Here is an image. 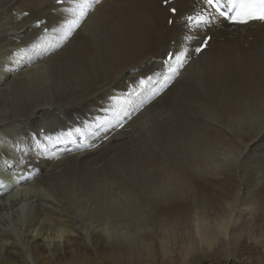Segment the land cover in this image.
<instances>
[{
    "label": "bare ground",
    "instance_id": "bare-ground-1",
    "mask_svg": "<svg viewBox=\"0 0 264 264\" xmlns=\"http://www.w3.org/2000/svg\"><path fill=\"white\" fill-rule=\"evenodd\" d=\"M162 2L100 0L65 40L74 0H0V264H205L208 252L228 264L235 253L238 205L264 181V23L198 29L211 40L194 58L179 20L200 0ZM183 47L191 61L165 86L167 53ZM227 169L239 172L234 196L212 219L195 201L192 243L175 253L158 205Z\"/></svg>",
    "mask_w": 264,
    "mask_h": 264
},
{
    "label": "rangeland",
    "instance_id": "rangeland-1",
    "mask_svg": "<svg viewBox=\"0 0 264 264\" xmlns=\"http://www.w3.org/2000/svg\"><path fill=\"white\" fill-rule=\"evenodd\" d=\"M70 121H71L70 119L60 121L61 123L59 126L64 127ZM2 127L8 128L7 125L2 126ZM68 127H67V129H68ZM74 127H75V125L72 128H70V130L68 129L67 131H64V135H63L62 139L67 140L66 137L69 138L75 132ZM7 128H5V129H7ZM77 129H78L79 133L81 135H83V132L87 128L81 127V128H77ZM17 133L18 132L10 133V135L12 136V138H14V140H21V138L19 137L20 134H17ZM69 133H71V135H68ZM29 137L31 138V142H32L35 136L30 135ZM28 147H29V143H28ZM41 163H47V161H45V159H44V160H42ZM234 176L237 178L235 179ZM199 178H200V180H199ZM199 178L196 179L197 180L196 181L197 182V188H198V189H196V192L193 191V193H191L190 195L185 194L186 196L185 195L172 196L169 199H166L165 201H163L162 202L163 205H162V203L159 204L157 209H156L157 214L159 216V219L162 220V218L165 217L166 219L164 218L163 222L168 223V225H170V227L176 232L175 234L177 235V239L175 240L174 244L170 248L173 251H175V253H178V254L181 253V251L184 249V247L187 244L192 243L191 238L189 237L190 239H187L186 235L188 234V231H189V227L187 226V223L189 221L190 213L193 211V208L195 207L194 206L195 201H196L197 205L200 204L201 202H204V201L208 202V204H207V202L206 203L204 202L205 207H206L204 210H206V212H207L206 215L208 216V218L212 219L214 217L215 213L217 211L219 212V210H221V206H223L224 204L229 202V200L232 199V196H234V194H235L234 190L236 189L237 186L239 187V185L241 183L240 177H239V172L237 169H235L234 174H233V172H230L229 169H227V171H224L223 174L219 178L218 177H212V176L207 177L208 179L202 178V177H199ZM202 180H204V181H202ZM206 180H208V181H206ZM212 180H213V182H212ZM236 180H238V181H236ZM208 182H210V183H208ZM211 182H212V184H211ZM215 182H217V183H215ZM262 183L258 186V188L256 187V189H254V191L251 194H249L245 198H242L241 202L238 205V211L240 213H242L241 215L243 216V223L240 225L239 229L237 228L238 234L240 235V241L238 243L239 247L237 246L235 253L232 254V256L228 257V264H264V224H263L264 223V181ZM201 186H205V187H201ZM230 186L233 187V190L231 189ZM202 190H204V192H202ZM223 190H225V191H223ZM232 192H233V194H232ZM194 194H196V195H194ZM205 194L206 195L208 194L209 196L208 195L206 196ZM230 194H232V195H230ZM191 197H192V199H191ZM219 197H222V198L226 197V198L219 199ZM172 198H174V200ZM184 200H185V202H184ZM202 200H204V201H202ZM212 201H214V202H212ZM186 202H188L187 206H186ZM209 202H210V204H209ZM218 202H219V204H217ZM171 203H172V205H171ZM183 203H185V204H183ZM178 204H179V206H178ZM168 207H170V208H168ZM182 207H184V208H182ZM188 207L190 209H188ZM171 208L174 209V212H173V209H171ZM185 208H186V210H185ZM170 209H171V211H170ZM160 211H162V212H160ZM177 212H178V214H177ZM166 213L169 214V216L167 214L168 218L166 216ZM210 214H213V215L211 216ZM259 216H261V217H259ZM174 227H175V229H174ZM215 246H217V245H215ZM203 247H204V249L207 248L205 245H203ZM198 258L199 257H197L196 259L198 260ZM203 259L206 261L205 264H216V262L220 261L222 258L219 254L208 252L204 255Z\"/></svg>",
    "mask_w": 264,
    "mask_h": 264
},
{
    "label": "snow or ice",
    "instance_id": "snow-or-ice-1",
    "mask_svg": "<svg viewBox=\"0 0 264 264\" xmlns=\"http://www.w3.org/2000/svg\"><path fill=\"white\" fill-rule=\"evenodd\" d=\"M64 0H55V4L60 5ZM100 0H74L73 6L66 9L69 15L72 17L66 20L61 25L60 31L63 34V39L67 40L73 35V33L81 26L82 21L89 14L91 9L98 5ZM172 0H164L166 6L170 5ZM169 12L175 17L177 15L183 16V13L177 7H170ZM23 15L27 16L28 13L24 12ZM184 26L187 28V33L184 35V41L186 45L192 42H196L197 46L194 51L201 53L209 46L211 37L203 36L198 39L196 30L206 28L212 24H215L218 20L227 22L229 24H249L252 21L264 23V0H200L199 10L194 14L183 16ZM44 21L38 19L35 23V27L39 28L44 25ZM173 19L168 20V24H174ZM44 31L47 32L45 26ZM35 46V45H34ZM24 49H19L16 55L22 53ZM168 60L165 63L168 65L170 75L167 77L165 86L172 79L179 74V69L183 68L188 62V50L187 47H183L178 53L168 52ZM173 61L175 66H173ZM149 76L146 79L142 78L139 81V85L143 86L146 80H151ZM158 94V93H157ZM135 111V109H134ZM125 116L131 117V114L125 112ZM100 123H110V121H101ZM119 127H123V123L117 121ZM40 135H44V129L41 128ZM68 135H71L69 133ZM49 139H51L49 137ZM37 147H41L37 144Z\"/></svg>",
    "mask_w": 264,
    "mask_h": 264
}]
</instances>
